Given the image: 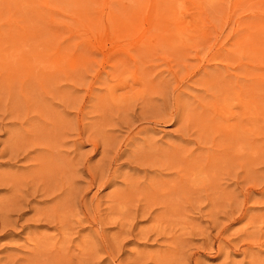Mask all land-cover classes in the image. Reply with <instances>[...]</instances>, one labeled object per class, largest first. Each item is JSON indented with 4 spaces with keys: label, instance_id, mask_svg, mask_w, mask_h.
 Segmentation results:
<instances>
[{
    "label": "rangeland",
    "instance_id": "rangeland-1",
    "mask_svg": "<svg viewBox=\"0 0 264 264\" xmlns=\"http://www.w3.org/2000/svg\"><path fill=\"white\" fill-rule=\"evenodd\" d=\"M0 264H264V0H0Z\"/></svg>",
    "mask_w": 264,
    "mask_h": 264
}]
</instances>
